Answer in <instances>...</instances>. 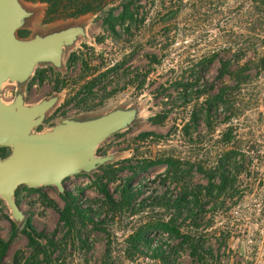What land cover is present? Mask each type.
<instances>
[{
    "label": "rangeland",
    "instance_id": "1",
    "mask_svg": "<svg viewBox=\"0 0 264 264\" xmlns=\"http://www.w3.org/2000/svg\"><path fill=\"white\" fill-rule=\"evenodd\" d=\"M109 1L98 13L45 22L46 4L20 0L31 16L18 36L30 39L77 26L85 33L65 48L60 68L40 64L27 82L3 85L2 93L7 89L12 93L4 99L6 103L19 95L28 106L58 99L33 132L46 133L66 120L86 121L116 110H136V116L128 128L99 145L96 156L107 159L104 164L65 180L84 213L70 207V221H62L67 201L54 186L18 189L23 221H16L0 198V236L10 242L3 264H15L16 258L19 264H163L151 258L145 237L163 243L177 264H264V64L256 65L252 83L241 95L235 88L221 97L220 91L235 87V82L229 76L217 79L222 61L244 64L255 57V50L264 59L263 7L253 0ZM127 1H133L130 34L122 30L121 7ZM110 23L121 36L111 34ZM152 54L158 55L160 64L150 63ZM84 63L92 74L99 70L96 76L115 66L120 69L100 82L107 93L102 87L95 90V103L123 90L94 111L86 112V106L77 105L78 99L64 117L62 106L78 91L79 86L71 84L85 73ZM36 73L45 74L44 82ZM57 74L73 80L60 93L52 83ZM229 151L234 153L230 161L237 162L233 165L239 178L235 198L225 207L207 206L196 225L183 222L185 216L164 210L155 200L166 192L176 195L184 186L206 185L198 167H218ZM11 153V148L0 147V159ZM168 159L174 161L170 180L168 165L148 167ZM128 184L140 189V194L111 209L103 190L109 189L120 200ZM171 218L184 225V232L204 239L207 250L202 260L163 232L161 225ZM28 222L51 242L40 240L31 246L24 233ZM135 235L142 237L138 245L128 240Z\"/></svg>",
    "mask_w": 264,
    "mask_h": 264
},
{
    "label": "water",
    "instance_id": "2",
    "mask_svg": "<svg viewBox=\"0 0 264 264\" xmlns=\"http://www.w3.org/2000/svg\"><path fill=\"white\" fill-rule=\"evenodd\" d=\"M31 16L20 0H0V147L12 153L0 159V198L16 221L25 219L16 200L20 187H56L70 192L69 177L91 172L107 159L96 156L97 148L115 133L130 126L136 110H116L86 121L66 120L46 133H34L57 98L28 106L21 95L13 103L1 97L6 82L25 83L40 64L62 66L65 48L72 46L84 29L80 26L21 39L18 31Z\"/></svg>",
    "mask_w": 264,
    "mask_h": 264
},
{
    "label": "trees",
    "instance_id": "3",
    "mask_svg": "<svg viewBox=\"0 0 264 264\" xmlns=\"http://www.w3.org/2000/svg\"><path fill=\"white\" fill-rule=\"evenodd\" d=\"M35 2H40L43 4H46L47 10H46V21L45 22H51L61 16H64L66 18H80L85 15H89L92 13H98L101 10H104L106 7L110 5L109 0H34ZM255 4L259 7H263L264 9V0L262 3H258L257 0H253ZM132 5L133 1H127L123 3L122 5V12L121 15L124 17L125 22L122 25V30L126 34H130L132 30V22L134 21L133 18V12H132ZM112 20H115V18L112 16ZM110 31L111 34L114 37L121 36V32L117 30V26L110 23ZM21 39H26L25 37H22L19 35ZM248 53H245V56H247ZM255 57L253 59H250L246 61L244 64H241L239 61L237 63V66H234V62L229 61H222L221 66L218 69V80H223L226 77H232L233 81L235 82V87H225V89H222L221 97H227L229 92L231 90H234L236 88V93L241 95V93L246 90V88L249 86V84L252 83L253 78V70L255 68L258 69L256 66L258 63H262V66L264 64V59L259 58V54L255 50ZM149 60L151 64H160L161 62L158 59V55L152 54L149 55ZM73 63L74 61L71 60ZM85 66V70L82 76L79 77V81H74V83L71 84L73 80H71L70 76H62V74L54 75L55 77L52 80V83L55 85L54 90L55 92H62L66 90L70 84L71 86H79L77 88V92L75 93L74 98L67 99L66 102L62 106V116L66 117L69 114V111L67 110L68 107L73 104L72 102H75L79 99V102L77 103L78 106L83 105L86 106L84 109L87 111H94L100 107H102L106 100L110 98L111 96H114L118 94L120 90L114 91V93L106 94L104 98L99 103H95L93 101L94 99V91L100 89L102 87V92L107 93V88L105 87V83L102 82V80H105L107 77H109V74L111 72H116L120 69H118L116 66L112 69H108L107 71L101 73L100 75L96 76L98 74L99 70H97V73L92 74V70L89 69L88 65L86 63L83 64ZM53 70V67H51ZM37 79L41 80V82H44L45 74L42 73H36ZM146 79V78H145ZM143 85V82L140 86ZM125 88V87H124ZM125 90V89H124ZM232 94H235L234 92ZM90 105V106H89ZM209 106L212 107V103H209ZM208 116H210V108L206 110ZM154 134V133H151ZM149 135V134H143L142 136ZM228 135H226L227 137ZM234 153L233 151L227 152L224 156H222L218 167L206 170L203 167H198L199 172L204 175V178L207 181L206 185L203 184H197L192 187L184 186L183 189L179 193L175 194H169L164 193L160 197H157L155 200H159V204L163 206L164 210L170 211V212H176L179 216H185L183 219V222H191L193 224L198 223L199 220L203 219V215L207 212L206 208L207 206H212V208H222L225 207L228 204L229 199H234L236 192L235 187L236 183L238 181L239 175L236 174L235 171H237V167L234 165L237 164L235 161H230L233 157ZM1 158V157H0ZM5 159V158H3ZM166 164L168 165V169L166 172L168 180L172 178V175L174 173V161L173 159H168L164 162H156L151 163L148 167H154L157 165ZM234 164V165H233ZM177 172H175L176 174ZM27 188V187H25ZM105 197L107 199V204L111 207V209L114 208H121L124 206L126 201L131 200L133 197H136L140 194V189L134 188L131 184H128L127 189L123 191L122 198L120 200H116L113 195L111 194L109 189L103 190ZM63 199L67 201V208L61 212V220L62 221H70V218L68 217V214L70 212V207H74L78 210V212L84 213L81 208L77 207V202L79 199L74 198L71 192L65 193L62 195ZM150 200V199H149ZM146 200L145 202H147ZM144 201H142L143 203ZM163 232L168 234L170 237L179 239L182 245H187L190 250V255L194 258H198L199 260L203 259L202 253L205 252V246H207L206 242L202 237H196L193 236L192 233L184 232L183 228L184 225H179L176 219L171 218L168 222H164V224L161 225ZM13 235L12 239L15 238V231H16V225L13 224ZM25 235L27 236L30 245L31 246H37L40 244V240L50 241L51 239L45 235L44 233H39L37 229L28 222L26 225ZM142 237L135 235L128 239L129 241L135 243L136 245L139 244ZM146 239V241H145ZM145 244L148 246V250L151 253V258L158 259L163 264H177L176 261L172 260V251L168 250L166 247H164L163 243H158L154 238L145 237L144 240ZM51 242V241H50ZM49 242V243H50ZM10 248V242H6L1 236H0V264H3L5 257L9 251ZM211 251L213 252L212 248L209 247ZM15 264H19V259H15Z\"/></svg>",
    "mask_w": 264,
    "mask_h": 264
},
{
    "label": "flooded vegetation",
    "instance_id": "4",
    "mask_svg": "<svg viewBox=\"0 0 264 264\" xmlns=\"http://www.w3.org/2000/svg\"><path fill=\"white\" fill-rule=\"evenodd\" d=\"M10 85H13V83L11 82V84ZM3 90V89H2ZM9 94V95H8ZM12 97V93L10 92V89L8 90H6L5 92H3V93H1V97H2V99H3V101H4V99L5 98H7V97ZM15 99L16 98H14L11 102H9V103H13L14 101H15ZM5 102V101H4Z\"/></svg>",
    "mask_w": 264,
    "mask_h": 264
}]
</instances>
